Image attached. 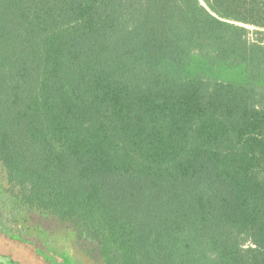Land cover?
<instances>
[{"label": "trees", "instance_id": "1", "mask_svg": "<svg viewBox=\"0 0 264 264\" xmlns=\"http://www.w3.org/2000/svg\"><path fill=\"white\" fill-rule=\"evenodd\" d=\"M33 214L106 264H264V0H0V224Z\"/></svg>", "mask_w": 264, "mask_h": 264}, {"label": "flooded vegetation", "instance_id": "2", "mask_svg": "<svg viewBox=\"0 0 264 264\" xmlns=\"http://www.w3.org/2000/svg\"><path fill=\"white\" fill-rule=\"evenodd\" d=\"M39 234H42L41 230L32 232L30 228L26 227L24 234L20 236L19 234L0 224V264H72L78 263L77 260H79V262L81 261L80 264H89L87 260L75 253L70 246L63 244L60 237L57 235H52L55 237V243L66 250H61L59 248L53 249L50 247V249H52L51 251L53 252H49L53 254L54 259H49L48 257L41 255L33 246V249L30 246L29 247L33 250L34 254H26V251L29 253V247L26 248L27 246H25V244L28 243L24 239L29 235L39 237ZM9 235L13 236L11 237ZM9 240H11L13 244L9 245ZM43 244L47 246L44 241ZM24 246L26 249H24ZM75 255L78 256V259H76L77 257ZM70 257H73V260H70Z\"/></svg>", "mask_w": 264, "mask_h": 264}, {"label": "rangeland", "instance_id": "3", "mask_svg": "<svg viewBox=\"0 0 264 264\" xmlns=\"http://www.w3.org/2000/svg\"><path fill=\"white\" fill-rule=\"evenodd\" d=\"M200 56H201L200 53L198 52L195 53V59H200ZM229 67L232 70V72L229 73V72L223 71V73L227 75L226 77L227 79H233L234 77L239 76V73H240L239 71L241 68H239L237 64H230ZM206 72H208V74L211 76H219L218 74L219 72L217 70H213L212 72L210 70L209 71L206 70ZM30 220L32 221L31 225L27 226V228H30L32 232H35L38 230H43V231L45 230V232L53 233L52 235L59 236L63 244L70 246L71 249L75 253H77L82 258L87 260L89 264H105L104 259L102 257H100L98 254H94L93 252H91V250L89 249L90 248L89 245H84L82 242H80L77 239V236L73 229L67 226H64V225H59L58 223H55V221L52 222V221L41 220L36 214H33ZM9 236L12 237L13 235H9ZM24 240L28 243V244H25V246H27L26 248L30 246L33 249V247H35V249L41 255L46 256L49 259L50 258L54 259L53 254L49 252L52 249H48L43 244V241L39 237L29 235ZM8 244L11 245L13 244V242L9 240ZM25 246H24V249H26ZM30 247L28 248L29 253L28 251H26L25 253L33 255L34 254L33 250ZM75 256L77 257L76 259H78V256L77 255ZM70 260H73V257H70ZM77 262L78 263H72V264H80L81 261L79 262V260H77Z\"/></svg>", "mask_w": 264, "mask_h": 264}]
</instances>
